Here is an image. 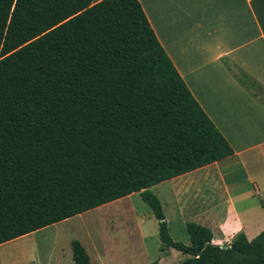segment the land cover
Instances as JSON below:
<instances>
[{
    "label": "trees",
    "instance_id": "obj_1",
    "mask_svg": "<svg viewBox=\"0 0 264 264\" xmlns=\"http://www.w3.org/2000/svg\"><path fill=\"white\" fill-rule=\"evenodd\" d=\"M232 154L138 0H0V245L138 193L180 264H264V230L174 241L150 191Z\"/></svg>",
    "mask_w": 264,
    "mask_h": 264
},
{
    "label": "crops",
    "instance_id": "obj_2",
    "mask_svg": "<svg viewBox=\"0 0 264 264\" xmlns=\"http://www.w3.org/2000/svg\"><path fill=\"white\" fill-rule=\"evenodd\" d=\"M138 1L187 88L233 149L158 184L161 197L154 195L169 233L177 231L188 244L191 222L208 228L214 245H228L239 232L251 240L264 230V0ZM114 221L106 217L105 228ZM96 240L90 242L96 264H109L103 240ZM124 251L113 260H123Z\"/></svg>",
    "mask_w": 264,
    "mask_h": 264
},
{
    "label": "rangeland",
    "instance_id": "obj_3",
    "mask_svg": "<svg viewBox=\"0 0 264 264\" xmlns=\"http://www.w3.org/2000/svg\"><path fill=\"white\" fill-rule=\"evenodd\" d=\"M162 186H155L150 191L160 195ZM106 217L117 220L112 224L114 227L105 228ZM172 233L174 241L186 243L187 237L183 239L182 234L173 229ZM96 239L103 240L109 252V264H151L159 255L157 221L140 196L133 193L0 245V264H73L71 240H78L96 264L90 247L91 240L96 244ZM124 249L123 260L114 261L113 258ZM170 251L159 255L160 264H180L187 257Z\"/></svg>",
    "mask_w": 264,
    "mask_h": 264
},
{
    "label": "water",
    "instance_id": "obj_4",
    "mask_svg": "<svg viewBox=\"0 0 264 264\" xmlns=\"http://www.w3.org/2000/svg\"><path fill=\"white\" fill-rule=\"evenodd\" d=\"M220 247H221V248H225V247H226V245H221Z\"/></svg>",
    "mask_w": 264,
    "mask_h": 264
}]
</instances>
